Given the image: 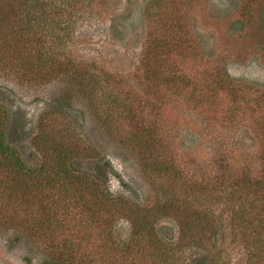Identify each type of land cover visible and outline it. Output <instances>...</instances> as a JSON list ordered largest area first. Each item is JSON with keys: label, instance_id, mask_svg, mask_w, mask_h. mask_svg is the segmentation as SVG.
<instances>
[{"label": "rangeland", "instance_id": "1", "mask_svg": "<svg viewBox=\"0 0 264 264\" xmlns=\"http://www.w3.org/2000/svg\"><path fill=\"white\" fill-rule=\"evenodd\" d=\"M57 1L60 8L48 13V23L41 25L44 18L37 16L36 35L56 31L46 35V50H57L60 59L73 57L77 77L60 75L53 59L26 67L1 53L8 143L34 168L45 162L36 146L41 138L74 137L76 165L92 173L103 158L112 194L147 205L156 199L141 167L143 144L150 139L174 171L178 189L200 195L196 205L205 215L196 231H214L209 222L215 218L214 250L229 251L233 217L244 213L258 223L264 209V195L250 196L257 205L252 214L244 190L234 184L235 175L264 173V0ZM29 39L22 47L36 54L40 45L32 42L39 40L32 34ZM63 97L70 104L58 114ZM13 180L0 178V264H44L72 241L79 250L65 264H192L197 257L187 250L167 261L172 251L161 257L165 249H149L148 240L149 246L140 239L130 243L124 220L115 234L126 246L118 245L85 215L92 202L83 206L64 197V188L51 189L44 179L31 182L32 199L23 206V187ZM49 208L59 211L60 225L64 213H72L65 227L48 234L43 226ZM156 226L165 240L180 244L174 219ZM243 252L213 264H247Z\"/></svg>", "mask_w": 264, "mask_h": 264}, {"label": "trees", "instance_id": "2", "mask_svg": "<svg viewBox=\"0 0 264 264\" xmlns=\"http://www.w3.org/2000/svg\"><path fill=\"white\" fill-rule=\"evenodd\" d=\"M59 8L60 5L57 0H0V54H9L10 57L16 60H22L26 67L30 64L34 65L35 62H41L42 66H45L46 61L56 60V65L60 67L59 74L71 76L72 80H75L78 71L74 73L72 67L77 64V61L73 60V57L60 59L57 50H54V53L46 50L47 43H49V38L46 39V35L52 37V35L57 34L56 31H50V35H48L49 32L43 33L41 39L38 38L39 35H36V27L40 26L37 25V16L44 18L41 19V25H43L44 21L49 22L48 13L50 14L52 9ZM47 25L44 24L45 31ZM31 34L37 36L39 40L32 42V44L37 43L40 45L36 54L25 52V47H22L23 42L30 40ZM28 47L31 49L33 46ZM42 51L45 52L46 60L43 58L44 53ZM0 68H3L1 63ZM95 80H98V78ZM65 99L67 98L63 97L62 100H57L60 107L57 109L58 114L65 113L66 104H70L69 102L66 103ZM9 119V109L0 103V178L12 177L23 187L21 195L24 202L23 206L28 205L27 203L32 199L33 187H31V182L44 179L51 189L56 186L64 188V197L69 194L68 197H75L82 202L83 206L92 202L91 208L90 206L84 207L85 215L90 214L94 225L102 230L104 235H108L109 239L111 236H115L118 245L124 246L126 244V240L117 237L115 234V227L124 220L129 223L131 228L130 243L140 239L146 246L153 245L149 249L161 247L165 249L161 257L172 251L171 256L164 259L167 261L174 256L179 259L181 257L180 252L183 255L185 251L190 250L197 256L196 259L192 260V264H213L216 260L231 257L236 253V250H242L246 256L247 264H264V209L260 215L262 220L253 224L251 218L246 214L237 213L235 216L233 214L234 217L230 222L234 238L230 242L232 248H230V252L222 251L220 248L215 251L214 249L218 246L213 239L219 234L216 227L218 222L215 218L211 221L207 220L210 221L211 230L214 231L208 233V231L205 232V228L196 231V225L201 223L202 215H205V213L199 212L198 205H196L200 195L195 191L186 194L178 189L174 171L160 159L159 153L156 152V147L153 146V141L150 139L145 140L143 144L141 167L150 186L154 187L156 191V199L155 203L142 205L125 198L123 195L117 197L112 194L108 185V168L104 167L103 158H99L96 162L95 169L92 171L93 174L88 173L87 169H82L80 165H76L75 160L80 157V151L76 146L74 137L69 136L70 141L61 142L44 136L46 138H41L36 142V146L43 153L45 162L39 167H29L24 163L18 149L8 143L7 126ZM109 162L107 159L108 164ZM4 174L7 175L3 176ZM234 180L236 181L234 184L238 183L240 189L244 190V200L249 202V209L253 214L257 205L250 196L259 197L264 195V173L258 178L254 174L249 172L246 174L245 172L241 177L235 175ZM205 190L208 191L209 197L212 196L211 189L207 188ZM226 191H228V188ZM224 197L228 198V194ZM86 199H89V201H86ZM31 210L28 209V213ZM71 213L70 211L64 213L63 217L65 218L62 219L63 224L60 225L59 211L51 208L45 210L46 224L43 226L45 233L53 232L54 227H58L59 230L65 227ZM20 216V212H18L13 217L15 225ZM169 217L174 219L179 226V245L178 243H171L167 239L166 241L160 235L158 226H156L160 220ZM56 232L58 233V230ZM34 233L38 236L39 231ZM130 243L127 245H130ZM67 244L64 245V249L58 257L44 264L72 262L79 248L73 241ZM175 244L176 248H172ZM212 244L215 245L211 247ZM167 246H171V248ZM184 261L185 259H183Z\"/></svg>", "mask_w": 264, "mask_h": 264}]
</instances>
